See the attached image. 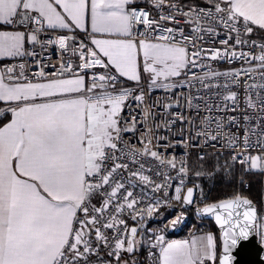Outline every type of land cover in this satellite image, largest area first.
<instances>
[{
  "label": "snow or ice",
  "instance_id": "snow-or-ice-1",
  "mask_svg": "<svg viewBox=\"0 0 264 264\" xmlns=\"http://www.w3.org/2000/svg\"><path fill=\"white\" fill-rule=\"evenodd\" d=\"M173 200L219 235L149 237ZM257 242L264 0H0V264H241Z\"/></svg>",
  "mask_w": 264,
  "mask_h": 264
},
{
  "label": "built area",
  "instance_id": "built-area-1",
  "mask_svg": "<svg viewBox=\"0 0 264 264\" xmlns=\"http://www.w3.org/2000/svg\"><path fill=\"white\" fill-rule=\"evenodd\" d=\"M217 46H221L222 47V45H219L218 41H217ZM212 63H213L214 66H219L221 68L230 67V66H238V65H228L227 63L220 62V61H213ZM193 71H197L198 72L199 69H193ZM220 79H223V78L221 77ZM196 87H199L200 91L202 93H208L210 91L212 93H214L216 91L214 86L211 89L204 88L201 85H197ZM185 91L186 90H184V89H177V93L180 94V95H183ZM192 92H193V94H195V88L192 89ZM150 95L154 96L156 98H159V99H163L164 92H163V90L157 89L153 93H150ZM181 110L185 113L186 116H190V115H192V113H194L196 111L195 109L189 110V109L183 108V107L181 108ZM153 111L156 112V117H157L158 120H159V118L161 116H164L165 119H176L177 123L175 125L170 126V127L173 128V131H175L176 128L180 127L184 123L183 121L179 120L177 117H173L171 115V111L172 110H168V112L166 114V112L163 109H160V106L158 105L157 109H154ZM201 111H203V109H201ZM159 131H160L162 136L169 134L168 129L165 128L163 125H161ZM177 139H179V136H177ZM184 151H185L184 147L181 144H177L174 148L167 149V152H168L169 155L175 154L177 156V158L183 156L184 155ZM195 151H197V150L189 149V152H191L193 156L195 155ZM153 168H155V164L153 165ZM203 183H204V185L206 187V190H210V192L212 191V189L214 188V185H215V182L208 181V180H204ZM136 192H139V189H136ZM144 194L146 195V197H150L152 195L150 190L147 189L146 187H145ZM155 195H156V198H160L159 197V193H156ZM145 202H147V201H145ZM179 207H182V205L179 202L175 201V200H173L170 204H167V205L161 203L160 206L158 207L157 212L154 213L152 217H149V218L146 219V221H145L146 231L148 230V228H149V226L151 224V221H153L154 218L157 215L161 214L162 212H173V211H179V213H181L180 210H179ZM174 218H172L171 220H173ZM261 246L264 247V245H261Z\"/></svg>",
  "mask_w": 264,
  "mask_h": 264
},
{
  "label": "trees",
  "instance_id": "trees-1",
  "mask_svg": "<svg viewBox=\"0 0 264 264\" xmlns=\"http://www.w3.org/2000/svg\"><path fill=\"white\" fill-rule=\"evenodd\" d=\"M255 183H254V187L252 188V194H253V198H256V193L258 190V182L260 180L259 176H256L253 178ZM231 192V188L227 187V186H221L219 181H215V185L214 188L211 191V199H216L217 197H223L225 194L230 193ZM180 212H187L189 214V223L187 224V226L185 227L182 235H185L187 233V231L189 229H191L194 232H206L208 230H212L215 234L219 235V231L217 229V227L215 226V224L213 222L210 221H199L198 219H196L194 217V213L192 211H186L185 209H183V207H179ZM161 214L165 215L166 221H167V227H166V232L167 235H169L168 233V227L172 218H174L175 216H177L179 214V211H173V212H162ZM153 223V221H151V224ZM150 224V225H151ZM181 236V235H180Z\"/></svg>",
  "mask_w": 264,
  "mask_h": 264
},
{
  "label": "water",
  "instance_id": "water-1",
  "mask_svg": "<svg viewBox=\"0 0 264 264\" xmlns=\"http://www.w3.org/2000/svg\"><path fill=\"white\" fill-rule=\"evenodd\" d=\"M182 207L186 211H192L194 213V217L197 218L199 221H210V222H213L215 224L214 218H208V217H203L202 218L199 214H197L194 211V207H195L194 205H183ZM183 213H184L183 219L175 227H172L171 223L169 224V227H168L169 235H171V236H180V235H182V233H183L185 227L187 226V224L189 223V219H190L189 214L187 212H183ZM180 214L181 213H179L178 215H180ZM215 226L217 227V229L219 231V226L216 225V224H215ZM247 243L248 242H243L241 247L243 248ZM254 247L260 248L262 246L259 245L258 242H257V245H255ZM249 259H256L258 261L259 260H264V251H260L258 256H254V257H248V256L244 255L243 253H241L238 256V261L241 262V264H246V262Z\"/></svg>",
  "mask_w": 264,
  "mask_h": 264
},
{
  "label": "rangeland",
  "instance_id": "rangeland-1",
  "mask_svg": "<svg viewBox=\"0 0 264 264\" xmlns=\"http://www.w3.org/2000/svg\"><path fill=\"white\" fill-rule=\"evenodd\" d=\"M165 225H167V221H166L164 214L157 215L154 218L153 223L149 226V228L147 230L148 236L151 237L153 231L156 232V235H159L160 232L158 230L163 228ZM163 235L165 236L166 240H167V237L171 236V235L170 236L167 235L166 228H164ZM171 237H173V236H171Z\"/></svg>",
  "mask_w": 264,
  "mask_h": 264
},
{
  "label": "crops",
  "instance_id": "crops-1",
  "mask_svg": "<svg viewBox=\"0 0 264 264\" xmlns=\"http://www.w3.org/2000/svg\"><path fill=\"white\" fill-rule=\"evenodd\" d=\"M202 233H203V232H199V233H197V232H194V231H192L191 229H189L185 235H181V236H173V237L170 236V237H167V240H182V239H190L191 236H193V235H199V234H202Z\"/></svg>",
  "mask_w": 264,
  "mask_h": 264
}]
</instances>
